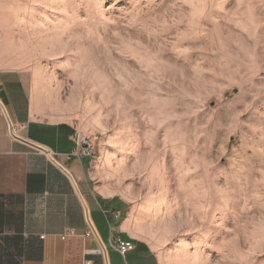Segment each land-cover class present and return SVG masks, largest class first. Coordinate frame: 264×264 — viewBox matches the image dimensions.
<instances>
[{
    "label": "rangeland",
    "instance_id": "obj_1",
    "mask_svg": "<svg viewBox=\"0 0 264 264\" xmlns=\"http://www.w3.org/2000/svg\"><path fill=\"white\" fill-rule=\"evenodd\" d=\"M19 2L162 263L264 264V0Z\"/></svg>",
    "mask_w": 264,
    "mask_h": 264
},
{
    "label": "crops",
    "instance_id": "obj_2",
    "mask_svg": "<svg viewBox=\"0 0 264 264\" xmlns=\"http://www.w3.org/2000/svg\"><path fill=\"white\" fill-rule=\"evenodd\" d=\"M20 8L0 0V264H84V249L99 245L93 264H163L132 200L103 190V158L72 155L75 111L57 71L29 56ZM89 222L97 238L85 236ZM117 238L133 247L121 254Z\"/></svg>",
    "mask_w": 264,
    "mask_h": 264
},
{
    "label": "built area",
    "instance_id": "obj_3",
    "mask_svg": "<svg viewBox=\"0 0 264 264\" xmlns=\"http://www.w3.org/2000/svg\"><path fill=\"white\" fill-rule=\"evenodd\" d=\"M75 140V148L72 151V155L77 158H91L94 154L95 150V138L89 134H83L81 132H77L74 136ZM85 236L87 237H96L97 234L94 230L92 224L89 222L88 230L85 232ZM115 244L120 251L121 254H124L126 251L130 250L133 247V243L131 241H124L119 238L116 239ZM85 259L84 264H93L92 259H90L89 255H100L104 254V246L99 245L98 247H86L84 249ZM42 264H50V263H42Z\"/></svg>",
    "mask_w": 264,
    "mask_h": 264
},
{
    "label": "water",
    "instance_id": "obj_4",
    "mask_svg": "<svg viewBox=\"0 0 264 264\" xmlns=\"http://www.w3.org/2000/svg\"><path fill=\"white\" fill-rule=\"evenodd\" d=\"M5 116H6V118H7V121H8V124H9V129H10V132L13 134V135H15L14 134V132H13V130H12V126H11V122H10V120H9V118H8V116H7V114H6V112H5ZM35 146L36 147H38V148H40V149H43V150H45L44 148H42L41 146H38V145H36L35 144ZM52 158V157H51ZM53 159V158H52ZM54 160V159H53ZM59 165V164H58ZM65 172H67V170L65 169V168H63L61 165H59ZM68 173V172H67ZM69 174V173H68ZM69 176H70V174H69ZM71 177V176H70ZM72 179V178H71Z\"/></svg>",
    "mask_w": 264,
    "mask_h": 264
}]
</instances>
